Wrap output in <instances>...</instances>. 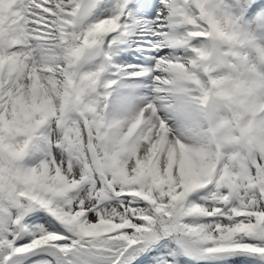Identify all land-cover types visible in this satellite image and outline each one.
Listing matches in <instances>:
<instances>
[{
  "label": "snow or ice",
  "instance_id": "obj_1",
  "mask_svg": "<svg viewBox=\"0 0 264 264\" xmlns=\"http://www.w3.org/2000/svg\"><path fill=\"white\" fill-rule=\"evenodd\" d=\"M0 264H264V0H0Z\"/></svg>",
  "mask_w": 264,
  "mask_h": 264
}]
</instances>
